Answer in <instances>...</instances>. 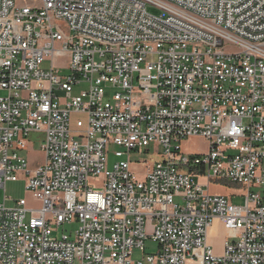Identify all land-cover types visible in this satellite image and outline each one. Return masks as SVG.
I'll use <instances>...</instances> for the list:
<instances>
[{"label":"built area","instance_id":"built-area-1","mask_svg":"<svg viewBox=\"0 0 264 264\" xmlns=\"http://www.w3.org/2000/svg\"><path fill=\"white\" fill-rule=\"evenodd\" d=\"M0 92V264H264V0H0Z\"/></svg>","mask_w":264,"mask_h":264},{"label":"rangeland","instance_id":"rangeland-1","mask_svg":"<svg viewBox=\"0 0 264 264\" xmlns=\"http://www.w3.org/2000/svg\"><path fill=\"white\" fill-rule=\"evenodd\" d=\"M48 65V63L43 64V67L45 68ZM68 75V71L67 70H62L61 71V76H66ZM85 85L82 84L80 86H75L72 92L73 96H76L79 94L80 90H84ZM0 95H4V92H0ZM62 96V94L60 95ZM82 118L80 116H76V115H71V119H70V129H74L75 128V121L76 119ZM28 141L30 142L31 146L28 147V149L25 152H21L19 153L20 155L24 156L29 165L30 168H35L39 165H41L43 163V152L41 150V145L44 141L43 139V134L41 133H31L28 137ZM182 151L184 153L187 154H203L207 151V144L205 142V140L201 139V138H192L189 139L187 141H185L182 145H181ZM119 150V148L117 147H111L108 153V168L109 170L112 169L113 164H115L119 159L114 157L113 152ZM149 154L152 153V145L150 147L149 150ZM162 151L158 150V154H161ZM157 160V156L156 155H147V154H143V155H138L135 153L131 154V161L132 162H144L146 161L147 164H153L155 161ZM134 170H136L138 173V176L141 177V171H142V167H134ZM200 184H204V180L199 179L197 181ZM90 186L97 190V191H101L103 189V180L101 177H98L96 179H92L89 182ZM222 188V185H218V184H213L210 185L209 187H207L205 189V191L209 192L210 194H215V193H220V190ZM7 195L8 197H10L11 199H18V198H24L28 201V203L30 205H36L31 196L25 191L24 189V184L23 182H17V183H8L7 184ZM243 196V191H237L234 192V194L231 197V202L236 205V206H240L243 204L244 202V198ZM3 201V196L2 194H0V203H2ZM8 206L12 205L11 203L7 204ZM77 228V225H64L62 227V229H60L59 231H54L53 232V236L55 238H59L62 234H66L68 236H70L71 238L73 237V232L75 231V229ZM157 250V247L154 243L150 242L149 240L145 241V251L144 252H135L132 256L133 259H139L141 258L142 255L144 254H152L155 253ZM186 264H197V261H190L189 259L187 260Z\"/></svg>","mask_w":264,"mask_h":264},{"label":"crops","instance_id":"crops-1","mask_svg":"<svg viewBox=\"0 0 264 264\" xmlns=\"http://www.w3.org/2000/svg\"><path fill=\"white\" fill-rule=\"evenodd\" d=\"M220 193H215L218 195H223L231 199L234 192L240 191L241 188L234 187V186H223ZM227 238V232L223 228L222 224L219 220L215 219L212 221L211 225L207 231V243L212 248L213 252L216 255H220L223 252V242Z\"/></svg>","mask_w":264,"mask_h":264}]
</instances>
